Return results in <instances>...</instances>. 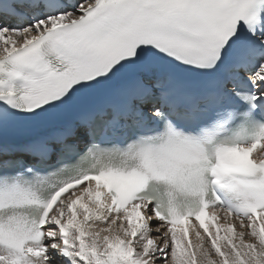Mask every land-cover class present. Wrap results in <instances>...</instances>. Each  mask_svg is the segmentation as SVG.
<instances>
[{"label": "snow or ice", "instance_id": "obj_1", "mask_svg": "<svg viewBox=\"0 0 264 264\" xmlns=\"http://www.w3.org/2000/svg\"><path fill=\"white\" fill-rule=\"evenodd\" d=\"M0 264H264V0H0Z\"/></svg>", "mask_w": 264, "mask_h": 264}, {"label": "bare ground", "instance_id": "obj_2", "mask_svg": "<svg viewBox=\"0 0 264 264\" xmlns=\"http://www.w3.org/2000/svg\"><path fill=\"white\" fill-rule=\"evenodd\" d=\"M193 239H194V237H193Z\"/></svg>", "mask_w": 264, "mask_h": 264}]
</instances>
